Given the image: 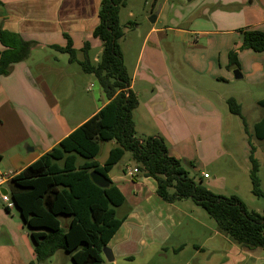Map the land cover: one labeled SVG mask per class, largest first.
I'll use <instances>...</instances> for the list:
<instances>
[{"label": "crops", "instance_id": "crops-1", "mask_svg": "<svg viewBox=\"0 0 264 264\" xmlns=\"http://www.w3.org/2000/svg\"><path fill=\"white\" fill-rule=\"evenodd\" d=\"M102 1L0 0V29L37 44L29 59L15 64L9 75L0 77V179L6 178L0 187L3 193L7 191L10 195L14 177L109 103L103 91L95 97L78 92L67 94L76 91L81 83L77 81V86L67 79L72 63L67 54L54 48H65L68 36L78 61H82V50L89 43V58L93 64L98 63L103 44L93 33L100 24ZM223 1L225 7L238 5L240 12H218L209 21L193 20L190 27L183 24L184 19L177 13L169 22L172 26L162 21L165 4L157 11L158 1L151 10L156 22L150 24L143 37L133 60V73L129 71L131 89L139 101L134 112L138 136H160L174 158L203 162L215 171L226 155L223 141L230 96L219 88L212 96L210 91L228 83L229 53L233 45L241 46L243 42V35L238 33L235 44L231 45L218 28L232 19L241 20L243 23H238V27L242 29L264 32V0H252L250 5L246 0ZM214 26L218 28L214 30ZM168 33L177 36L170 39ZM4 50L0 43V53ZM240 54V61L244 58L251 61L249 78L254 85L264 83V52L244 50ZM238 73L241 79L249 76L241 68ZM82 76L81 81L86 74ZM206 84L213 87L205 89ZM83 87L85 94L86 90L89 92ZM248 95L246 92L235 99L243 106L242 97ZM200 134L209 142L198 147ZM114 147L115 143L111 142L103 163L97 159L101 166ZM119 164L109 173V178L126 198L125 205L117 210L118 217L125 220L108 244L115 260L110 263L104 257L107 264H264L262 249L238 246L219 232L217 225L209 223L194 203L188 200L166 203L157 195L154 179L134 180L128 171L136 165ZM205 174L208 173L202 172L201 177ZM204 179L210 180L211 176ZM218 181L215 179V185L207 188L219 187ZM13 208L0 201V264H37L29 231L23 226L20 212H17L19 217ZM41 264H53V261L49 259Z\"/></svg>", "mask_w": 264, "mask_h": 264}, {"label": "trees", "instance_id": "trees-1", "mask_svg": "<svg viewBox=\"0 0 264 264\" xmlns=\"http://www.w3.org/2000/svg\"><path fill=\"white\" fill-rule=\"evenodd\" d=\"M159 0H154L156 7ZM128 0H103L100 24L94 37L101 40L103 51L98 63L89 58L90 44L86 43L78 61L77 51L66 36L65 48L54 47L78 63L86 74L94 75L109 103L93 118L76 129L50 152L11 180L10 196L28 228L37 263L52 258L57 252L71 256L74 264H107L103 249L121 228L124 218L117 210L126 198L110 180L109 173L129 152L136 165L138 178H152L157 183V195L168 204L191 200L215 220L219 232L242 248L264 251V209L259 214L249 211L238 196L213 193L204 178L192 177L183 161L170 155L160 136L139 137L134 112L139 106L132 91V77L124 63L120 41L125 37L121 24V9ZM128 28V27H127ZM243 42L229 53V70H240L239 53L252 50L264 52V32L241 29ZM0 77L11 73L12 67L30 58L36 43L26 42L19 35L0 29ZM232 115L240 117L248 132L242 106L235 98L227 101ZM258 105L264 109V99ZM254 137L264 141V119L254 126ZM115 143L104 165L97 161L103 146ZM251 146V193L264 200V190L258 176L260 164ZM191 165V164H190ZM97 171L110 182L109 188L97 186L91 173ZM34 264V263H33Z\"/></svg>", "mask_w": 264, "mask_h": 264}, {"label": "rangeland", "instance_id": "rangeland-1", "mask_svg": "<svg viewBox=\"0 0 264 264\" xmlns=\"http://www.w3.org/2000/svg\"><path fill=\"white\" fill-rule=\"evenodd\" d=\"M153 0H128L127 7L121 9L120 17L122 25L125 26V36L127 32V27L129 28L127 32L126 43L120 41V45L124 54V63L128 71L131 74L134 71L133 60H135L138 49L142 45L143 37L146 31L150 28V17L152 10ZM248 5L252 0H246ZM255 1V0H254ZM223 0H159V4L156 7L159 11L160 7L165 4V11L162 14L161 20L166 21L167 25L172 26L169 22L172 20L174 13L179 14L180 18L184 19L183 24L186 27H190V22L197 20V22H204L211 20V17L218 12H227L229 14H238L241 10L238 5H228L224 6ZM156 11V12H157ZM130 13L134 16L130 17ZM178 21L176 20L177 23ZM238 23H243L241 20L233 21L232 19L225 25L214 26L215 29H219L220 32H224L230 40L231 45L235 44L236 39L239 37L238 33H241V27H238ZM161 26V25H159ZM235 30L236 33H230L229 31ZM169 38L173 39L174 33H168ZM194 38L192 36L190 39ZM204 42V41H202ZM127 45H129L127 47ZM234 48L237 45H233ZM233 50V49H232ZM241 53V52H240ZM239 53V63L240 68L246 71V75H249V70L251 67V61L248 58H244L240 61ZM252 53V52H251ZM93 59V56H91ZM62 63V62H61ZM78 64L72 63L71 74L66 76L67 79L74 85H78L77 81H80V86L89 89V92L85 90L84 87L80 86L76 91H67V94H73V92H78L80 95H89L91 97L97 96L99 91H103L97 78L92 74H86ZM130 69V70H129ZM231 71V77L228 83L221 84V86H215L214 90L210 91L212 96L213 91L217 88L221 89L224 94H228L231 97L242 96L243 93L248 92V98H243L242 113L245 117L246 125L248 127V132L246 130L245 124L240 117L234 116L229 112L227 119L225 120V135H224V146L226 155L220 160L219 168L217 171L211 165H205L203 162L196 161L192 163L187 159H181L183 161L184 168L190 173L192 177H197V179L202 178V172H206L211 176L210 180L204 179L205 186H214L215 179L219 181L216 182L219 187L212 188V192L218 195L230 197L238 196L246 205L249 211H254L259 214L263 213L264 200L256 198L252 193V181L250 177L251 171V146L255 147L254 157L260 164V169L258 176L261 180V186L264 190V141H258L254 135V126L264 119V109L258 105L259 100L264 99V83L254 85L253 79L249 78L250 75L244 79H236L234 70ZM237 71V70H236ZM241 72V71H240ZM86 74L85 79H83L84 74ZM196 85V84H194ZM213 86H204L205 89L212 88ZM204 88L201 87L200 90L206 92ZM103 93V92H102ZM76 94V93H75ZM208 95V94H207ZM82 102V100H81ZM258 102V103H257ZM252 133V136L251 134ZM209 141L205 138L203 134L197 136L196 144L201 147V143H208ZM111 148V143H107L103 146L102 152L98 157L100 163H103L107 157L108 151ZM196 148V147H195ZM130 164L134 166V162L131 159V154L127 152L123 159L121 160L119 166L124 167ZM191 164V165H190ZM197 166V168L195 167ZM193 203L191 200H188ZM199 211L206 217L209 223L212 225H217L215 220H213L207 212L202 209ZM16 215H18V209L15 207L12 209ZM19 216V215H18ZM17 216V217H18ZM20 217V216H19ZM23 223V222H22ZM26 231L28 228L23 224ZM261 254L264 256V252L260 250ZM58 253V252H57ZM53 264H74L71 256L65 252L60 251L57 256L50 258ZM141 262V261H140ZM43 263V262H42ZM41 264V263H37Z\"/></svg>", "mask_w": 264, "mask_h": 264}, {"label": "water", "instance_id": "water-1", "mask_svg": "<svg viewBox=\"0 0 264 264\" xmlns=\"http://www.w3.org/2000/svg\"><path fill=\"white\" fill-rule=\"evenodd\" d=\"M150 21L152 24H154L156 22V15H153L150 18ZM235 78L241 79L242 76L239 75L238 72H235ZM91 178H92L93 182L101 188H109L110 187L109 180L104 175H102L101 173H99L97 171H94L91 173ZM4 194H8V192L5 191ZM103 255L108 262H110V263L114 262L115 257L113 255L112 250L108 246L103 249Z\"/></svg>", "mask_w": 264, "mask_h": 264}, {"label": "built area", "instance_id": "built-area-1", "mask_svg": "<svg viewBox=\"0 0 264 264\" xmlns=\"http://www.w3.org/2000/svg\"><path fill=\"white\" fill-rule=\"evenodd\" d=\"M138 174V170L135 168V169H132V170H129L128 171V175L130 177H134ZM204 178H209V175L208 174H205L204 175ZM6 182V178L5 177H2L0 179V187L2 185H4V183ZM0 201H2L4 204H6L8 207H15L14 205V202L13 200L11 199L10 195L9 194H4L1 189H0Z\"/></svg>", "mask_w": 264, "mask_h": 264}]
</instances>
